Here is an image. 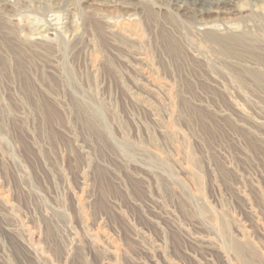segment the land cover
Returning <instances> with one entry per match:
<instances>
[{"label": "rangeland", "instance_id": "rangeland-1", "mask_svg": "<svg viewBox=\"0 0 264 264\" xmlns=\"http://www.w3.org/2000/svg\"><path fill=\"white\" fill-rule=\"evenodd\" d=\"M231 3L0 0V264H264V56L230 45L264 1Z\"/></svg>", "mask_w": 264, "mask_h": 264}, {"label": "bare ground", "instance_id": "bare-ground-1", "mask_svg": "<svg viewBox=\"0 0 264 264\" xmlns=\"http://www.w3.org/2000/svg\"><path fill=\"white\" fill-rule=\"evenodd\" d=\"M232 0H171V4L173 6H178L179 7V11H191L192 9L197 10L199 9V12L201 13V15H209L211 13H214V10L216 9L218 11V13H224L226 10H224L225 7H232ZM259 0H248L249 4L252 6L255 2H257ZM261 1V0H260ZM264 1V0H262ZM214 8V10H213ZM232 10V8H231ZM241 9H237L236 12L240 11ZM235 12V13H236ZM230 13V12H229ZM253 13V12H252ZM221 15V14H220ZM255 17V14H253ZM260 16V15H259ZM261 17V16H260ZM262 19V17H261ZM207 23H204L203 26H206ZM95 29L97 30V32H101L102 30L100 29V27L98 25H95ZM103 33V32H102ZM166 31H162V37H167L168 38V33L166 34ZM206 37V40L214 45L218 46L217 43V39L216 37H213V35L210 34H205L204 35ZM257 41V39L254 36H242V35H236L232 38V43L230 44L231 47H239V46H245V55L249 60L252 61H261L258 55H256L254 52L258 51L260 56H264L263 54L261 55V53H264V48L261 45V49H257L255 48L254 43ZM255 44H259V42H256ZM220 45V44H219ZM219 47V46H218ZM232 51V50H231ZM170 52L171 53H176V50L174 48H170ZM222 54H227L226 52H223ZM224 55V56H225ZM235 55V54H234ZM251 77L254 79L255 82H261V80L263 79V75H259V74H251Z\"/></svg>", "mask_w": 264, "mask_h": 264}]
</instances>
